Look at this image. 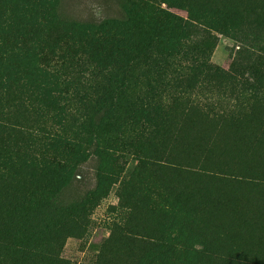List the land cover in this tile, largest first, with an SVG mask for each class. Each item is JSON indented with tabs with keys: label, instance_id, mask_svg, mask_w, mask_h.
I'll list each match as a JSON object with an SVG mask.
<instances>
[{
	"label": "trees",
	"instance_id": "16d2710c",
	"mask_svg": "<svg viewBox=\"0 0 264 264\" xmlns=\"http://www.w3.org/2000/svg\"><path fill=\"white\" fill-rule=\"evenodd\" d=\"M149 1L123 0L128 7L119 20L75 23L60 17L58 0H0V264L63 263L70 230L56 198L75 172V157L91 148L120 156L119 145L132 138H140L129 146L134 153L150 156L145 141L171 115L159 101L165 90L180 91L169 99L189 111L200 108L197 88L223 81L234 90L241 82L264 105V84L238 81L236 58L227 71L208 48L213 31L238 27L242 18L211 17L198 0L182 17ZM185 32L199 39L183 45ZM259 63L262 54L246 56L247 65ZM143 85L151 92L146 100L135 90ZM125 104L136 108L123 110ZM248 202L263 221L264 199Z\"/></svg>",
	"mask_w": 264,
	"mask_h": 264
},
{
	"label": "rangeland",
	"instance_id": "374dc122",
	"mask_svg": "<svg viewBox=\"0 0 264 264\" xmlns=\"http://www.w3.org/2000/svg\"><path fill=\"white\" fill-rule=\"evenodd\" d=\"M149 2L187 17L185 6L195 0ZM198 2L224 22L242 18L238 27L212 32V62L229 71L236 58L238 81L264 84V66L246 64L250 53L264 56V0ZM123 4L58 0L57 11L75 23L119 20L126 16ZM190 39L199 38L180 36L183 45ZM235 86L215 81L197 88L192 96L200 108L189 111L170 100L180 91L165 90L159 101L171 115L145 141L150 156H137L129 146L140 138H132L119 145L120 156H99L91 148L75 157V172L56 198L70 230L62 264H264V220L248 202L264 199V105L248 85ZM135 90L142 99L151 96L144 85ZM238 136L245 141L230 143Z\"/></svg>",
	"mask_w": 264,
	"mask_h": 264
}]
</instances>
